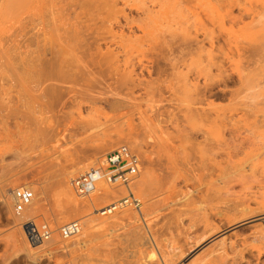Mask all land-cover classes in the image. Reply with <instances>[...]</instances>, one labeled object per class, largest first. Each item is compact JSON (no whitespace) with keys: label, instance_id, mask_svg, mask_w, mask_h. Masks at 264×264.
I'll list each match as a JSON object with an SVG mask.
<instances>
[{"label":"rangeland","instance_id":"1","mask_svg":"<svg viewBox=\"0 0 264 264\" xmlns=\"http://www.w3.org/2000/svg\"><path fill=\"white\" fill-rule=\"evenodd\" d=\"M183 1L55 0L38 12L29 9L22 27L10 21L0 25V51L5 53L0 59V264H147L153 237L163 248L157 252L169 254L195 231L189 228L196 213L182 221L175 220L178 213H190L205 201L211 221L219 224L225 207L243 202L254 207L264 197V56L258 45L264 0ZM104 2L120 12L117 21L104 24L111 35L95 34L96 25L102 26L97 10ZM55 27L61 34L53 33ZM75 32L99 61L111 55L118 59L102 67L90 64L98 75L56 97L41 99L29 81H14L11 69L19 55L22 61L37 43L43 46L57 35L68 38ZM144 34L149 45L138 41ZM183 35L198 47L179 59L176 45H182ZM171 46L175 54H169L170 63L163 57ZM123 79L121 88L116 80ZM194 84L212 87L218 97L192 106ZM114 98L122 102L115 110L110 104ZM199 107L206 116L193 115ZM197 130L194 139H186ZM121 146L141 159L131 186L139 207L123 203L125 187L104 180L97 189L116 188L113 202L79 199L71 179L98 168ZM145 179L149 190L143 192L136 185ZM63 183L76 204L68 205L62 197ZM218 187L223 188L220 194ZM21 188L34 192L30 217L53 231V240L44 247L27 239L14 211L12 195ZM108 207L118 213L101 216ZM255 221L231 227L227 239L254 247L261 235ZM72 222L80 224L81 233L63 240L60 229ZM196 228L201 230L202 224L197 222ZM247 259L264 264V253Z\"/></svg>","mask_w":264,"mask_h":264},{"label":"bare ground","instance_id":"2","mask_svg":"<svg viewBox=\"0 0 264 264\" xmlns=\"http://www.w3.org/2000/svg\"><path fill=\"white\" fill-rule=\"evenodd\" d=\"M54 1L55 0H0V25L6 21H10L11 24H17L20 27H22L23 26V20L26 17V15L28 14L27 11L29 9H32L34 12H38V11H40V9L44 5H46V4L52 5L54 3ZM89 1H90V3H92L93 0H89ZM182 1L180 0V2H182ZM184 2L185 1H183V3ZM98 5H100L99 2L93 4L91 7L95 9L98 7ZM178 5H179V3H178ZM101 8H102L101 10H97V16H100L102 18V20L100 21L102 23V26L99 27L98 25H96L95 34H97V31L101 30V31H103L102 34H110L111 35V34H113L112 30L105 28L104 24L109 23V22L113 23V21H117V18H118V15H120V12L114 11L115 6L113 7L112 5H109L108 2L102 3ZM125 20L127 21L126 22L127 25H131L133 23L132 21L130 22V19H128L127 17ZM138 23H139V21H138ZM261 23H262L261 24L262 26H260V28H261L260 33L261 34H260V39L258 38L259 39L258 45H259L260 53L264 56V20H262ZM139 28H142V27H139ZM53 33L54 34H61V29L58 27H55L53 30ZM66 34H69V33H66ZM77 34L78 33L75 32V34H71L70 37H68V38H62V37H60V35H57L56 39H53L50 43H47L43 46L41 45V43H37L38 44L37 49L34 52L30 53V55L27 56V58L22 59V61H20L21 55H19L20 58L18 57L16 59V61L13 62L14 64L12 65L13 67L11 69L14 73L12 75L14 77V81L16 83L17 82H23V80H25L27 82L29 81V83L32 85L33 93H35L41 99L47 97V95H51L52 97H56L60 92L66 91L68 86H71L75 83H79L82 81H87V80L93 79L96 75H98L95 70L94 71L90 70L91 66L95 65V66L102 67L103 62H106V64H108V63L113 62V61L118 59V58H115L114 55H111L110 57H108V59L101 58V60L102 59L103 60L99 61L97 59L99 57H95L98 54L97 53L95 54L92 52L93 47L91 48L92 51L88 48H87L88 49L87 50L85 48V46H87L86 42H85L86 40H82L81 36L77 35ZM182 34H192V33L190 31H184V33H182ZM147 35L148 34H144V37L139 38L138 41H140L141 43H147L149 45L150 41L147 40ZM111 37L116 38L115 36H111ZM117 38H118V36H117ZM122 38L123 37H121V39ZM188 38H189V35L183 37V39H182L183 48H181V46H182L181 44L178 46L176 45V47H177L176 51L178 52L180 49V51L178 52L179 53L178 55L180 56V57H178L179 59H184L186 56L193 53L192 51L194 50V47H198V44H196V42L192 41L191 38H189V39ZM163 40H164V38L162 39V41ZM123 41H124V39H123ZM173 43H176V42H173ZM121 44L123 46L124 43H121ZM171 45H172V43H171ZM168 46H169V44H168ZM176 47L174 45V48H176ZM169 49L167 47L168 51H167V54L165 55V57H163V60L171 63L173 61L170 60L171 58L169 56H172L173 54H175V51H174V53L172 51L175 49H173V47L170 50ZM83 50H85V51H83ZM163 50H165V49H163ZM163 50H159V52L162 55H163V53L166 52V51L163 52ZM197 51H198L197 53L202 52L201 48L200 49L198 48ZM170 53L172 55H169ZM0 54H1L0 59H4L5 53L3 52L2 48H1ZM2 55H3V57H2ZM99 55H101V54H99ZM102 56L103 55H101V57ZM104 56H106V55H104ZM5 60H7V59H5ZM90 64H91V66H90ZM161 69H163V67H161ZM159 71H160V69H159ZM128 77H126V78H128ZM130 77H131V75H130ZM125 79H123L120 82H118L119 80H116V84L119 83L120 84L119 87H121V88H123V86L125 87V85H126ZM210 86H214V84H212ZM192 87H193V94L191 96L193 97V99L191 100V103H192V106H194V107H197V106L204 104L209 99V97L211 95H213V92H214L213 88L212 87L208 88L207 85H204L202 87L199 84H194V85H192ZM213 96H217V94H215ZM104 100L108 102V99H104ZM110 104H112V109L115 110V109L121 107L122 102L120 100L114 98V100ZM193 115H195L197 118L204 117V116H206L205 109H203L201 107L195 108ZM197 134H199V130H197L196 132H193V133L189 132L188 135L186 136V139L187 140L194 139ZM99 167H101V166H98V168ZM93 169H97V168H93ZM93 169H91V170H93ZM91 170H89L88 172H90ZM102 170H104V169H102ZM73 180L74 179L72 178L70 181L71 188H72L71 183ZM101 180L106 181L103 175L101 176L98 183ZM98 183H97V185H98ZM66 184H67V182H66ZM66 184H64V183L62 184L63 185L62 197L66 200V203L68 205H74L77 203V200H75L74 196H73L75 193L72 194V191L70 189H68ZM108 184H110V183H108ZM113 186L118 188L117 185H113ZM120 187H123V186H120ZM133 187H135V186H133ZM136 187H138L139 189H141L144 192L148 188V181L145 179L138 186L136 185ZM26 188H28V187H26ZM115 189L116 188H114L112 186H109V187L105 186L101 189H96V191L88 198L96 197L95 203H98L102 200L106 201V203L108 202L107 200L113 202V199L116 198V193L114 192ZM136 190H137V188H136ZM147 190H149V189H147ZM222 190H223V188L218 187V189H217L218 194H220ZM127 192L129 194L132 191L127 190ZM12 198H13V195H12ZM78 198L84 199V200L87 199V198H81V197H78ZM214 199H216V198H214ZM35 201L36 200L34 199L33 202H35ZM123 201H125V199H123ZM123 203L128 204V206H130V207L132 204L130 201L123 202ZM10 204H11V201H10ZM35 204L33 203L31 206L35 207L36 206ZM206 204L207 203L205 201H201V202L197 203L196 209L190 210V213L187 210H185L187 213L186 212H180L178 210L180 213H178L177 215L175 214L176 216H174V217H176L175 220H178V221H182L183 218L187 214H189V215L194 214L195 215V213H196V215L193 216L194 218L191 219V223L193 225L189 228L190 230H195V231L187 237V242H185V244L183 243L178 248H174V247L172 249L170 248L172 250V253H169V254L167 252L165 253L163 250H160L161 253L157 252L158 248L160 247V244L158 243V241H156L157 237L156 238L153 237L154 243H155L154 245H156L157 248H155L154 245L153 246L151 245V251L149 252V256H148L149 262L147 264H185L184 261H186L188 258H191V256H196V257H194V259H191L192 261L190 264H251V263H249L247 256L252 257L254 252H257L258 256H260L264 253V214H261L262 212H264V197H262L261 200L257 201L255 203L254 207L251 204H248L247 202L234 203L232 206L225 207L223 209V211L219 212V214L222 217H224L225 220H222L219 224H214L211 221V218H212L211 215L212 214L211 215L209 214L208 208L205 207ZM113 205H114V203L111 204V207H113ZM193 206H194V204L189 205V208H188V205H185L184 208L187 207L188 209H190ZM105 210L106 209H104L103 211H105ZM107 210H108L107 213H100V215L104 216V215H108V214L118 213V208H115V209L113 208L110 210V207H108ZM121 210H124V209H121ZM217 210H219V208ZM217 210H215L214 208L211 209V211H217ZM114 211H117V212H114ZM259 214H261V216L255 217L256 215H259ZM135 216H133V217H135ZM18 217L20 219V223H21L23 229H25V231H26L25 234L27 236V239L30 241V239L28 237V233L33 228H35V227L38 228L39 225L37 224L35 219H32L30 217L29 212H28V208L26 209V211L24 213L18 215ZM107 219H109V218H107ZM121 219H123V218H121ZM252 220H256L255 222L259 223V227L261 230L260 231L261 232L260 239L254 241V245H255L254 247H252L250 245L252 247L251 248L249 246V244H246L247 242L240 244V243H237L235 241H232V239L231 240L227 239V234H228L227 231L231 227H233V226L243 227V226L252 224V222H251ZM97 221H99V219L93 220L91 223L93 224ZM103 222L104 221H102L101 223H103ZM197 222L202 224L201 230L196 228ZM76 237H74V238H76ZM219 238H222V239L219 240ZM52 240H53V238L50 241H52ZM69 240H71V239H69ZM50 241L43 242V247L46 246V244L49 243ZM30 242H32V241H30ZM33 243H36V242H33ZM160 248L163 249L162 247H160ZM162 251H163V253H162Z\"/></svg>","mask_w":264,"mask_h":264},{"label":"built area","instance_id":"3","mask_svg":"<svg viewBox=\"0 0 264 264\" xmlns=\"http://www.w3.org/2000/svg\"><path fill=\"white\" fill-rule=\"evenodd\" d=\"M141 159L133 153L129 147L121 146L109 152L102 160L101 167L87 172L83 176L72 181L74 193L81 198L90 197L97 189V183L103 175L111 185L123 186L126 190L132 191L131 186L140 174ZM104 169V170H102ZM34 192L21 188L13 192L14 211L20 215L29 208L34 201ZM130 201L131 206L139 207L140 202L136 200L133 192L123 202ZM104 213H107L105 211ZM81 233V226L78 222H72L60 229V237L69 240ZM53 231L48 224L33 228L28 237L30 241L40 243L52 239Z\"/></svg>","mask_w":264,"mask_h":264}]
</instances>
